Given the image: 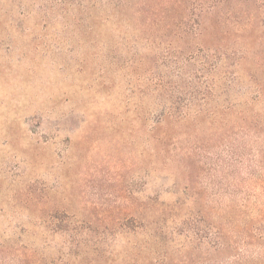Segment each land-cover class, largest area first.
Segmentation results:
<instances>
[{
    "label": "rangeland",
    "instance_id": "374dc122",
    "mask_svg": "<svg viewBox=\"0 0 264 264\" xmlns=\"http://www.w3.org/2000/svg\"><path fill=\"white\" fill-rule=\"evenodd\" d=\"M246 69L264 0H0V264H264V127L207 114Z\"/></svg>",
    "mask_w": 264,
    "mask_h": 264
},
{
    "label": "trees",
    "instance_id": "16d2710c",
    "mask_svg": "<svg viewBox=\"0 0 264 264\" xmlns=\"http://www.w3.org/2000/svg\"><path fill=\"white\" fill-rule=\"evenodd\" d=\"M186 32H189L186 31ZM219 46L213 49L214 54L218 56L217 61L214 65H211L209 68L211 70V77H212V83H210L209 90L210 93L207 95V97L211 98L212 100H216L218 98H221L222 95L226 92H229V87L226 88V91L223 90L225 87L226 79L230 82V79L227 77L234 75L235 79L237 78V75H241L240 71L242 66L244 67V53L241 51L236 50V52H233L231 54H228L227 52H218ZM203 66H206V61H203ZM206 68V67H204ZM249 73V82H253L255 86L251 89H245L241 88L237 93L234 92L231 97H228L227 101L224 103H216L217 106L211 109L210 111H207V114L209 118L212 121H220L222 118V115L228 114L230 116H237L241 115V117H247L251 124L253 126H263L264 127V80L257 83L255 81V74L253 71H250L249 69H246ZM154 82H158L159 78L155 77L152 79ZM156 86L158 84H155ZM211 88V89H210ZM236 93V94H235ZM216 94V95H215ZM213 96V97H212ZM234 96V97H233ZM199 113V112H198ZM196 113H193V118L197 119L200 115L204 114V111L200 112L199 115L196 116ZM172 116H176V113ZM179 116H185L188 117L189 115L187 113L183 112H177ZM187 114V115H185ZM222 117V118H221ZM184 117L180 118L183 119ZM186 217V216H185ZM190 219H186L184 222L186 223ZM128 226H133V229L140 228L143 229L142 225H136L132 222H128ZM73 229L78 228V225L74 224L72 225ZM157 231V230H156ZM175 232V231H174ZM179 233V232H178ZM169 235L165 234H156L154 235V239H152L153 243L159 247V249H162L168 244V241L171 243H174L175 245L179 244V238H172L168 240ZM186 238L188 242H191V237L186 235ZM187 242V241H186ZM222 242L219 241L218 247Z\"/></svg>",
    "mask_w": 264,
    "mask_h": 264
}]
</instances>
